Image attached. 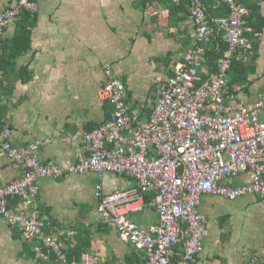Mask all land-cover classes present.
Returning a JSON list of instances; mask_svg holds the SVG:
<instances>
[{
	"label": "crops",
	"instance_id": "obj_1",
	"mask_svg": "<svg viewBox=\"0 0 264 264\" xmlns=\"http://www.w3.org/2000/svg\"><path fill=\"white\" fill-rule=\"evenodd\" d=\"M16 2L0 0V12ZM38 4L31 48L16 59L13 73L0 71V104L6 107L0 108L1 127L9 125L13 129V144L20 147L50 139L40 147L42 159L68 167L76 162L81 147L72 136L92 124L101 125L113 110L112 104L100 100L97 93L105 83V64L124 82L128 111L136 126L149 122L158 83L167 82L183 60L182 55L193 47L190 2L38 0ZM183 5L187 10L181 11ZM260 5L264 14V0ZM219 18L221 15H213L212 23L215 25ZM16 30L14 19L2 39L12 38ZM257 36L256 70L246 83L228 88L226 102L234 107L255 103L264 93V29ZM248 40L251 48L236 55L245 63L252 62L254 54L252 39ZM205 71L210 72L209 67ZM28 72L31 76L22 80ZM260 118L264 122V108ZM21 174V167L0 150V185ZM247 176H236L233 185L248 181ZM39 182L38 205L47 216L46 231L59 233L64 248L70 247L77 234L85 235V241H90L85 252L96 255L100 264H145V253L123 237L115 225L104 223L97 211V183L113 192L136 188L132 178L104 172L46 177ZM154 195L150 193L147 200ZM200 209L209 218V235L193 264L264 261V197L246 194L230 200L207 193L202 196ZM130 218L148 229L159 222L158 211L151 206L130 214ZM32 244L19 226L10 225L0 216V264H56L55 260L37 257Z\"/></svg>",
	"mask_w": 264,
	"mask_h": 264
},
{
	"label": "built area",
	"instance_id": "obj_2",
	"mask_svg": "<svg viewBox=\"0 0 264 264\" xmlns=\"http://www.w3.org/2000/svg\"><path fill=\"white\" fill-rule=\"evenodd\" d=\"M217 1L227 3L230 13L214 25L204 0H190L193 47L182 55L167 82L158 83V97L146 125L136 126L128 111L126 86L105 64V83L97 93L113 110L98 127L72 136L81 144L74 164L61 167L53 159H42L40 147L50 139L20 147L13 144L9 125L0 128V150L22 169L20 177L0 185V216L22 229L37 257L50 260L54 252L66 264H100L89 252L82 253L80 262H68L60 234L46 231L47 216L38 205L42 178L104 172L132 178L136 188L113 192L97 183V211L104 223L115 225L145 253V264L194 263L209 235V218L200 209L204 194L230 200L246 194L264 197V122L260 118L264 93L252 104L234 107L226 102L233 60L238 52L251 48L246 35L251 31L249 10L238 0ZM38 10V0H17L5 8L0 12V36L22 12ZM215 35L227 48L217 70L206 72L207 52ZM241 174H247L248 181L233 185ZM150 193L155 195L147 200ZM147 206L159 214L158 224L149 229L130 218Z\"/></svg>",
	"mask_w": 264,
	"mask_h": 264
},
{
	"label": "trees",
	"instance_id": "obj_3",
	"mask_svg": "<svg viewBox=\"0 0 264 264\" xmlns=\"http://www.w3.org/2000/svg\"><path fill=\"white\" fill-rule=\"evenodd\" d=\"M246 7L249 8L250 13L247 17L248 24L252 28V32L247 33L248 38L252 39L254 44V54L251 57L252 62H243L241 59H238L237 56L234 58L232 67L230 70V83L233 84H243L246 83L250 73L254 72L256 63L255 60L258 57V48H259V37L257 36L258 32H262L264 29V14L261 11L260 2L262 0H238ZM190 2V0H188ZM206 3L208 13L210 18H213V15L219 14L222 16H227L230 13V9L227 3L219 2L217 0H204ZM211 5H216V8L210 7ZM187 10L186 6L183 5L182 10ZM213 11V12H212ZM173 12V10H171ZM17 30L15 35L10 39H2L0 36V71H4L5 74L9 75L13 73L16 68V59L27 52L31 48L32 44V29L37 23V15L28 11H24L16 19ZM258 38V39H257ZM227 48L226 43L221 39V36H216L213 38V45L209 48L207 52L208 56V67L211 72H215L218 68V61L224 55V52ZM238 52L237 54H239ZM25 68L21 71L23 73ZM31 76L30 72L27 73V76L23 77L22 80H27ZM1 97V95H0ZM1 99V98H0ZM0 108L5 109L6 107L0 104ZM2 111L0 109V118L2 116ZM0 120V128H1ZM99 126V125H98ZM97 126V127H98ZM96 128L95 125H90L87 127V130H93ZM15 203V202H14ZM85 235H76L72 244L69 248H64L67 255L68 262L73 260L81 261V255L83 252L88 251L87 248L90 246V241H85ZM35 253V252H34ZM51 260H55L56 264H66L63 263L56 253L51 252Z\"/></svg>",
	"mask_w": 264,
	"mask_h": 264
},
{
	"label": "rangeland",
	"instance_id": "obj_4",
	"mask_svg": "<svg viewBox=\"0 0 264 264\" xmlns=\"http://www.w3.org/2000/svg\"><path fill=\"white\" fill-rule=\"evenodd\" d=\"M43 259V258H42Z\"/></svg>",
	"mask_w": 264,
	"mask_h": 264
}]
</instances>
